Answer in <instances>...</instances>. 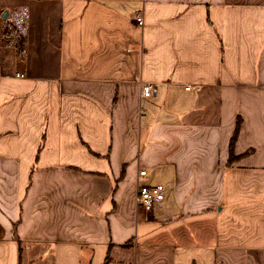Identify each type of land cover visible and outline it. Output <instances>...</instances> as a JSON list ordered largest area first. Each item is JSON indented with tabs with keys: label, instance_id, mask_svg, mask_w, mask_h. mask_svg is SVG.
<instances>
[{
	"label": "crops",
	"instance_id": "obj_1",
	"mask_svg": "<svg viewBox=\"0 0 264 264\" xmlns=\"http://www.w3.org/2000/svg\"><path fill=\"white\" fill-rule=\"evenodd\" d=\"M20 8L0 264H264V0H0V23Z\"/></svg>",
	"mask_w": 264,
	"mask_h": 264
},
{
	"label": "built area",
	"instance_id": "obj_2",
	"mask_svg": "<svg viewBox=\"0 0 264 264\" xmlns=\"http://www.w3.org/2000/svg\"><path fill=\"white\" fill-rule=\"evenodd\" d=\"M28 12L26 8H20L14 11L8 20H2L0 23V45L13 46L14 48L20 44V41L25 38L26 26H27ZM136 20L141 21V17L137 16ZM22 77V75H19ZM140 97L142 99H148L152 96V85L141 83ZM145 113L144 108L139 110V114L143 115ZM147 172L145 170H140L138 172V177H146ZM165 199V188L163 185H138L135 195V203L139 208L144 210H150L154 205L163 202Z\"/></svg>",
	"mask_w": 264,
	"mask_h": 264
},
{
	"label": "trees",
	"instance_id": "obj_3",
	"mask_svg": "<svg viewBox=\"0 0 264 264\" xmlns=\"http://www.w3.org/2000/svg\"><path fill=\"white\" fill-rule=\"evenodd\" d=\"M23 39L20 41V48L18 47V53L21 54L23 51L21 49L22 45H23ZM239 127H240V122L237 123V126H236V129H235V132L231 138V141H230V146H229V162H231L234 158V154H233V147H234V144H235V141L237 139V136H238V132H239ZM124 173V168L122 169L121 171V176L122 174ZM94 175H98V174H94Z\"/></svg>",
	"mask_w": 264,
	"mask_h": 264
},
{
	"label": "water",
	"instance_id": "obj_4",
	"mask_svg": "<svg viewBox=\"0 0 264 264\" xmlns=\"http://www.w3.org/2000/svg\"><path fill=\"white\" fill-rule=\"evenodd\" d=\"M6 16H7V13L3 14V17H2V18H3V19H5V18H6Z\"/></svg>",
	"mask_w": 264,
	"mask_h": 264
}]
</instances>
